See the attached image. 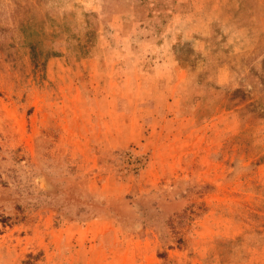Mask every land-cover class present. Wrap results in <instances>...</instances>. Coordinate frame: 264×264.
Listing matches in <instances>:
<instances>
[{
	"label": "rangeland",
	"instance_id": "obj_1",
	"mask_svg": "<svg viewBox=\"0 0 264 264\" xmlns=\"http://www.w3.org/2000/svg\"><path fill=\"white\" fill-rule=\"evenodd\" d=\"M0 264H264V0H0Z\"/></svg>",
	"mask_w": 264,
	"mask_h": 264
}]
</instances>
